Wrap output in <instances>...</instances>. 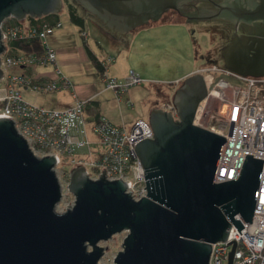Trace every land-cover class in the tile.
Returning <instances> with one entry per match:
<instances>
[{
	"label": "water",
	"instance_id": "obj_1",
	"mask_svg": "<svg viewBox=\"0 0 264 264\" xmlns=\"http://www.w3.org/2000/svg\"><path fill=\"white\" fill-rule=\"evenodd\" d=\"M75 1L109 29L128 33L192 0ZM62 8L63 0H0V54L3 20L41 18ZM221 56L235 74L264 77L262 36L234 33ZM206 94L204 76L194 73L173 93L177 119L150 110L153 138L134 146L145 197L135 201L127 183L107 180L105 170L92 180L79 165L69 175L73 205L62 213L55 211L61 197L55 158L35 156L14 121L0 117V264H100L105 248L98 243L122 231L127 234L112 264H209L211 244L225 241L231 224L238 232L243 227L235 216L251 222L262 159L246 154L235 179L213 182L225 138L195 125Z\"/></svg>",
	"mask_w": 264,
	"mask_h": 264
},
{
	"label": "built area",
	"instance_id": "obj_2",
	"mask_svg": "<svg viewBox=\"0 0 264 264\" xmlns=\"http://www.w3.org/2000/svg\"><path fill=\"white\" fill-rule=\"evenodd\" d=\"M26 19V22H20L10 17L1 23L4 51L0 54V117L14 121L15 130L23 136L35 156L52 155L55 158L53 170L60 187L59 202L71 197L69 175L79 165L92 180L98 179L105 170L107 180L120 179L127 183L125 192H130L135 201L145 197L144 173L134 146L142 139L153 138L148 121L138 118L128 127L114 125L102 116L88 121L84 113L87 101L75 100L72 106L47 108L23 96V91L46 94L72 87L71 81L60 72L56 53L47 43V36L61 23L39 26ZM32 39L39 41L42 49L39 53H26L12 45L16 41ZM114 60L113 56L107 55L100 61L104 68L101 78L106 89L120 97L143 80L133 70H129L121 82L109 77L108 66ZM40 66L51 67L53 77L36 79L12 72L14 68ZM196 72L204 76L207 94L194 120L195 125L225 138L213 182L235 179L246 154L262 159L251 222H243L235 216L242 222L240 233L231 224L226 240L211 244L209 264H228L233 245L230 264H264V77L240 76L215 64ZM126 103L131 106L129 101ZM157 108L177 119L172 100ZM73 202L74 199L72 205Z\"/></svg>",
	"mask_w": 264,
	"mask_h": 264
},
{
	"label": "rangeland",
	"instance_id": "obj_3",
	"mask_svg": "<svg viewBox=\"0 0 264 264\" xmlns=\"http://www.w3.org/2000/svg\"><path fill=\"white\" fill-rule=\"evenodd\" d=\"M68 4L72 5L78 15H81L83 18L85 31L89 36V42L95 43L94 39H98L104 51L110 53L111 56L114 57V62L108 67L110 71L108 73L109 77L115 78L117 81L121 82L125 77V75H123L124 72L131 69L139 76H142L141 78L144 81L148 79L147 83H142L136 87L140 90L141 101H133L132 107L126 108L121 105V111L125 113L128 120L139 118L147 121L149 112L152 108L169 100L164 92L166 87H169V83L172 82L175 77L183 74L184 71L190 68L198 70L209 67L212 64H215L219 68H223L224 63L221 50L234 33L241 35L243 28V25L240 23L236 30V24L234 22L225 20L200 19L188 21L186 20L187 18L179 14L168 12L158 21L150 22V25L154 26L169 21H182L183 25H167L164 27L152 28V30L146 29L139 32V34L135 31L120 33L104 26V24L75 0H63V8L56 14L59 15L61 21L70 22L66 10ZM26 20L27 19H23L20 22H26ZM99 27L104 32H101ZM112 39H117L118 42ZM99 55H101L100 52ZM57 65L62 75L67 78L59 67L58 61ZM39 69L44 70V68ZM12 72L17 73L19 70L16 68L13 69ZM48 72L52 74L53 70L50 69ZM83 75H88V73L85 71ZM97 75L98 78L94 88L97 91H102L101 96L97 99L100 102L106 103L110 108L109 112H111V116L114 118L111 123L117 124L115 120L119 114V108L114 100L115 95L112 90H105V83L100 73H97ZM155 85L160 88L159 94H155L152 91V86ZM30 94L31 93L24 92V97L28 101L33 100ZM68 95V93H61V95L52 93L43 94L42 97L47 98L45 99L47 100L46 104L56 106V104H54L56 102L52 103L49 102V100L55 101V99L58 100V98L60 100L65 98L68 99ZM122 98L124 102L125 95H123ZM37 99L39 100V98ZM86 118L88 121H91L93 117L91 115H86ZM70 196V198L56 205V212L62 213L67 207H71V201L74 198H72V194ZM126 234V231H122L114 234L108 240L98 243L99 246L105 248V252L99 260L100 264L113 263L115 255L122 250L121 244Z\"/></svg>",
	"mask_w": 264,
	"mask_h": 264
},
{
	"label": "crops",
	"instance_id": "obj_4",
	"mask_svg": "<svg viewBox=\"0 0 264 264\" xmlns=\"http://www.w3.org/2000/svg\"><path fill=\"white\" fill-rule=\"evenodd\" d=\"M81 16V15H79ZM40 23H55V22H60L61 25L58 28H55L54 31L47 36V43L49 46L55 51L56 53V58L59 63V67L62 69V72L64 75L67 76V78L71 81L72 87L70 89L62 90V91H56L52 92L57 95H61V93H68L69 97L68 99H55V101H50L49 102H56L51 106V104H46L47 99L46 97H42L43 94H35L30 91H23V96L24 92L25 93H31L33 100H30L31 102H34L36 104L42 105L47 108H64L71 106L74 104L75 100H86L87 104L85 107V116L86 115H91L93 118L102 116L106 120H108L110 123L114 119L111 116V112H109V107L106 105L104 102H100L97 98H99L102 94V91H97L95 87L96 80L98 78L97 73L93 63L91 62L88 53L90 52L94 57H96L99 61L105 58L107 55H111L110 53L104 51V48H102V44L98 39H94L95 43L89 42V36L88 33L85 31V27H79L76 24H73L71 21H64L60 19L59 15L56 14H50L44 17L39 18ZM167 25H183L182 21H169V22H162L161 24H156L154 26H151L150 24L147 26L140 27L139 29L133 30L135 32H142L143 30L149 29L152 30V28H159V27H164ZM105 26V25H104ZM100 28V27H99ZM108 28V27H107ZM101 32H104L100 28ZM112 30V29H110ZM83 34L86 35V37L83 36ZM106 34V33H105ZM113 38V37H111ZM115 40V42H118L117 39H112ZM99 52L101 55H99ZM109 67V66H108ZM39 68H44V70H40ZM16 69V68H14ZM19 72L17 73H23L26 74L30 77L33 78H43V77H53V72L52 74L48 72L51 68L48 66L45 67H34L33 69H26V68H17ZM131 70V69H130ZM13 71V69H12ZM85 71L88 73V75H83ZM129 71V70H127ZM127 71L124 72L123 75L126 76ZM196 69H188L183 72V74L175 77L172 82H170L169 87H166L165 89V96L167 99L172 100L173 93L175 89L180 85L182 80L191 75L196 73ZM96 72V73H95ZM109 68H108V73H109ZM114 75L113 73H111ZM117 76V75H115ZM142 77V76H140ZM146 79L145 77H143ZM143 80V79H142ZM148 79L145 81L143 80L142 83H147ZM141 83V84H142ZM140 84V85H141ZM139 86V85H137ZM137 86H133L128 89V91L125 94H122L120 97H114V100L116 102V105L119 108V114L115 120L117 122V126L120 125H125L128 127L130 123L135 120V118L129 119L121 111V105L127 107H132L133 106V101H141V95H140V90L137 89ZM170 89V90H168ZM105 90H109L106 89ZM152 91L155 94L160 93V88L155 86H152ZM52 93H46V94H52ZM41 95V96H40ZM125 95L124 102L122 101L123 98L122 96ZM39 98V100L37 99ZM129 101L131 106H129L126 102Z\"/></svg>",
	"mask_w": 264,
	"mask_h": 264
},
{
	"label": "flooded vegetation",
	"instance_id": "obj_5",
	"mask_svg": "<svg viewBox=\"0 0 264 264\" xmlns=\"http://www.w3.org/2000/svg\"><path fill=\"white\" fill-rule=\"evenodd\" d=\"M187 18L186 20L214 19L234 22L236 30L242 24V34L264 37V0H192L168 10ZM163 14V15H164Z\"/></svg>",
	"mask_w": 264,
	"mask_h": 264
},
{
	"label": "trees",
	"instance_id": "obj_6",
	"mask_svg": "<svg viewBox=\"0 0 264 264\" xmlns=\"http://www.w3.org/2000/svg\"><path fill=\"white\" fill-rule=\"evenodd\" d=\"M67 13H68V17L69 20L73 23L76 24L79 27H83L84 26V20L81 16L78 15L77 11L75 10L74 7H72V5L68 4L66 7ZM29 21L34 24V25H42L43 23L39 22V18H28ZM50 25H53L54 23L51 22L49 23ZM139 29V28H137ZM136 30V29H135ZM13 47L18 48L26 53H39L42 49L40 46V43L37 39H32L28 42H23V41H16L13 42ZM89 58L91 60V62L93 63L94 67L96 68V70L100 73V75L103 73V66L100 64V61L94 57V55H92L90 52L88 53Z\"/></svg>",
	"mask_w": 264,
	"mask_h": 264
}]
</instances>
